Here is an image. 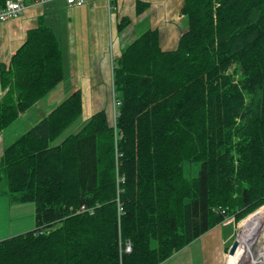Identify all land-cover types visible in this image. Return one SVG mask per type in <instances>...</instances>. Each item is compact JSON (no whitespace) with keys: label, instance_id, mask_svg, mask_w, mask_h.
Returning a JSON list of instances; mask_svg holds the SVG:
<instances>
[{"label":"trees","instance_id":"obj_1","mask_svg":"<svg viewBox=\"0 0 264 264\" xmlns=\"http://www.w3.org/2000/svg\"><path fill=\"white\" fill-rule=\"evenodd\" d=\"M181 13L174 50L159 29L121 50L114 110L59 144L83 114L74 91L3 151L2 194L33 203L36 228L0 240V264H162L264 206V0H184ZM58 39L42 17L9 63L0 55V137L63 82Z\"/></svg>","mask_w":264,"mask_h":264},{"label":"rangeland","instance_id":"obj_2","mask_svg":"<svg viewBox=\"0 0 264 264\" xmlns=\"http://www.w3.org/2000/svg\"><path fill=\"white\" fill-rule=\"evenodd\" d=\"M90 1L94 2L95 6H98V3L103 2V10L101 11L100 7L97 8L100 10V19H103L104 21L97 22L95 20L94 10L96 7L92 8L89 4L88 8H76L74 12H71L68 9L64 11L60 10V1H54L53 3L45 5V7L41 6L43 7L41 9L47 11L45 13L46 24L54 30L59 38L58 40L61 42L65 63V78H63L64 80L58 88L56 87L47 97L41 100L37 105L33 106L25 114L21 115L19 120L8 128L4 132L5 134H2L4 135V138L0 147L2 148L0 157L7 146H10L20 136L38 124L41 119L45 118V116H47L54 108L74 93V91L80 90L83 94V114L69 129L64 131V134L57 140V143L59 144L70 134L79 131L97 110H110L112 108L114 110L112 76L114 71L113 63L116 58L112 56L111 50H113L114 43L117 41V38L115 37H117L118 34L121 35V41L125 45L129 44V39L124 37L123 32L120 33L118 31L117 26L122 18L118 21H115L114 19V22L108 18V0ZM120 1L121 6H123L125 0ZM126 1L130 2L129 0ZM132 3L134 7V24L138 25L136 32L140 36L145 31L151 29L149 23L150 19L148 22L146 21L140 24L139 22L144 19V17L138 15L135 10L136 0H133ZM153 5L155 7L153 10L155 11L160 6L164 9L165 1L155 0ZM174 5L177 6L176 0ZM88 10L91 11L88 12ZM113 14H115L114 11ZM2 25L3 24L0 23L1 27ZM177 27L180 32L181 29L186 28V19L177 24ZM1 36L2 39H4L2 30ZM91 59L94 60V64H92L93 66L90 65ZM199 170V164L194 165L190 170L186 168L189 177L197 176ZM3 184L0 185V240H5L36 228V218L34 213L35 205L33 203L24 205L12 204L11 201H9V198L2 194L7 190L6 185ZM260 210H264V206L258 211ZM258 211L253 213V215ZM248 217L241 222L237 223L236 221L235 227L237 230L243 227ZM231 228L224 229L231 230ZM262 229H264V225H262ZM237 230L234 231L235 237L232 242L236 239L238 233ZM260 231L263 232L262 230ZM261 241L256 243V245L260 244ZM250 246H252V243ZM259 247L260 246H253L252 252L256 251Z\"/></svg>","mask_w":264,"mask_h":264},{"label":"crops","instance_id":"obj_3","mask_svg":"<svg viewBox=\"0 0 264 264\" xmlns=\"http://www.w3.org/2000/svg\"><path fill=\"white\" fill-rule=\"evenodd\" d=\"M100 1V0H97ZM123 2V6H121L120 0H112V6L114 7L112 10H109L108 2H107V9L109 12L108 18L112 20V22L120 20L123 17H130L131 18V25L123 31L124 37L129 39V43L134 41L139 35L136 32L138 25H135V18H134V7H133V0H129ZM138 1H142L145 3H149L150 7L140 16H143L139 23L142 24L143 22H148L150 19V27L151 29H159L161 32V45L162 49L166 51L174 50L180 39L181 34L187 29L183 28L178 30L177 24L185 20V17L181 13L182 6L184 0H176L177 6L174 5L175 0H158V1H165V8H161V6L155 11L153 2L155 0H136V5ZM34 0H26V10L22 16L15 20H11L8 22H0L2 27L0 26V55L1 59L5 63H9L16 53V51L23 45L26 40L27 32L31 29H34L38 26L42 17H46V10L41 9V6H35ZM115 2V3H114ZM96 3V2H95ZM103 3V2H102ZM102 3H98V6L94 5V2H89L85 6L81 7H74L72 9H68L71 12H74L76 8H84L92 6L95 8V20L97 22L104 21L100 19L99 8L101 11L103 10ZM89 4V5H88ZM181 5V6H180ZM65 6L63 1H60V9ZM45 7V5H44ZM179 8V11H178ZM91 10H88V12ZM113 11L115 14H113ZM157 12V13H156ZM165 23V24H163ZM157 25V26H156ZM154 26V27H153ZM1 30L4 34V39L1 36ZM119 35V34H118ZM117 37L116 42L114 43V47L112 51V56L114 58H119L121 55V50L125 47V44L122 43L121 35ZM113 37V38H114ZM121 37V38H120ZM121 41V43H120ZM94 60L91 59V66H93ZM5 134V133H3ZM2 135V134H1ZM2 135L0 137V147L3 141ZM0 148V152H1ZM231 228V230L224 229V228ZM233 229V230H232ZM235 225L229 226H219L207 234L203 235L198 240L191 243L189 246H186L183 250L176 253L173 257L166 260L162 264H226V260L224 259L225 255L227 254V248L232 243L233 238L235 237Z\"/></svg>","mask_w":264,"mask_h":264},{"label":"built area","instance_id":"obj_4","mask_svg":"<svg viewBox=\"0 0 264 264\" xmlns=\"http://www.w3.org/2000/svg\"><path fill=\"white\" fill-rule=\"evenodd\" d=\"M35 5H45L47 3L54 2V0H34ZM55 1H63L65 6L61 8V10H67L72 7H81L86 5L89 0H55ZM25 0H7L4 7L0 8V21L8 22L14 19L19 18L22 14H24L26 10ZM86 208L83 207L80 212H86ZM118 210L122 211L120 207ZM92 213V211H91ZM235 222L234 218H228L225 220L224 225H229ZM261 234L258 236V239L252 243V246L247 248L245 253V259L242 257V260L239 264H264V229L262 230ZM263 240V241H261ZM261 241L260 244L259 243ZM253 246H260L256 251H253ZM132 246L130 243L125 245L124 252L130 253L132 251ZM228 254L225 255V258Z\"/></svg>","mask_w":264,"mask_h":264},{"label":"water","instance_id":"obj_5","mask_svg":"<svg viewBox=\"0 0 264 264\" xmlns=\"http://www.w3.org/2000/svg\"><path fill=\"white\" fill-rule=\"evenodd\" d=\"M243 225L242 228L237 230L236 239L231 244V247L228 251V256L226 257V264H239L244 253H245V246L243 244V239L246 237L249 233V230L252 226Z\"/></svg>","mask_w":264,"mask_h":264},{"label":"bare ground","instance_id":"obj_6","mask_svg":"<svg viewBox=\"0 0 264 264\" xmlns=\"http://www.w3.org/2000/svg\"><path fill=\"white\" fill-rule=\"evenodd\" d=\"M249 223H252L250 224V226L252 227L249 230L248 235L244 237L242 244L245 246V253L247 251V248L251 245V243H254L257 240L258 236L260 235L261 232L260 230H262V225H264V210H260L254 215L252 214V216L249 217V219L246 221L244 225H248ZM245 253L243 255V258L245 257Z\"/></svg>","mask_w":264,"mask_h":264}]
</instances>
